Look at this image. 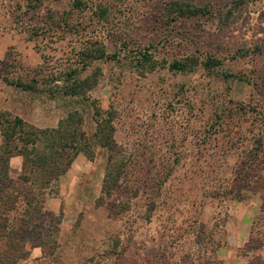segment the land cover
Segmentation results:
<instances>
[{"label":"rangeland","instance_id":"374dc122","mask_svg":"<svg viewBox=\"0 0 264 264\" xmlns=\"http://www.w3.org/2000/svg\"><path fill=\"white\" fill-rule=\"evenodd\" d=\"M79 2L42 0L26 21L54 29L31 32L0 0V108L49 129L76 111L94 153L40 198L75 189L61 220L41 219L54 254L34 259L29 238L21 264H264V0ZM185 58L194 71L171 69ZM75 79L82 95L55 86ZM33 80L27 92L7 82ZM102 127L113 150L99 147Z\"/></svg>","mask_w":264,"mask_h":264},{"label":"trees","instance_id":"16d2710c","mask_svg":"<svg viewBox=\"0 0 264 264\" xmlns=\"http://www.w3.org/2000/svg\"><path fill=\"white\" fill-rule=\"evenodd\" d=\"M12 1L15 2L14 12L18 18L15 24H20L21 28H27L31 32L44 30V26H49L44 24L41 27L39 23H35V19L26 21L29 15L39 16L42 0ZM74 4L73 6L82 5L79 0H75ZM188 8L193 14L201 12L198 8ZM173 11L187 14L184 6L177 2L173 3ZM106 13V10H101L102 15ZM49 19L50 22H55L52 15ZM52 26L60 28L59 24ZM48 28L54 29L50 26ZM82 54L88 62L106 58L102 49H86ZM218 65V61L210 59L205 67L213 69ZM84 66L86 67L85 64ZM197 66L196 59L185 58L174 61L170 67L176 71L192 72ZM7 82L27 92L36 90V83L40 81L33 80L29 84ZM86 83V79H75L73 83L63 82L62 85L55 86L63 91L65 97H75L83 94L82 87ZM0 131L3 137V142L0 143V264H21L27 261L30 251L26 247V241L29 238L34 247L42 249L44 255H53L57 247L56 240L45 236L41 223L47 218L52 222L56 218L61 220V217L45 212V201L42 202L40 198L70 169L79 154H84L90 160L94 157L90 141L83 130V117L76 111L71 112L56 128L41 129L29 125L19 117L12 118L8 113H2ZM99 133L102 135L99 147L113 150L115 142L111 127L107 133L106 128L102 127ZM17 156L23 159L22 170L19 177L13 179L10 176V161ZM110 175L111 173L105 180V187L108 184L115 185V178L110 181Z\"/></svg>","mask_w":264,"mask_h":264},{"label":"crops","instance_id":"0c3cea01","mask_svg":"<svg viewBox=\"0 0 264 264\" xmlns=\"http://www.w3.org/2000/svg\"><path fill=\"white\" fill-rule=\"evenodd\" d=\"M26 52H27L28 55L31 54L32 58H34V60H35V63H32L30 61V59L25 58L27 63L31 62L35 66L41 64V58L39 57V59H36V55L34 54V50L33 49H31V51L26 50ZM17 93L23 94L22 92H17ZM4 101H5V99H4ZM5 104L6 105H4L3 108L2 107L0 108V114L5 113L7 111L10 112V113L12 112L11 114H13L14 117H19V118L23 119L24 121H26V119L24 118L25 116L22 113V110L19 107H17L16 109L13 108L16 104L9 103V101H7V103L5 102ZM32 124H34L38 128L46 129V127L43 128V125H40L38 123L35 124V123L32 122ZM2 142H3V137H2V134H1V131H0V143H2ZM22 163H23V159L21 157L17 156V157H13L11 159V161H10V176L13 179H17L18 176L20 175L21 170H22ZM64 178L65 177H63V180H64ZM68 190H69V188H65V189L61 188L60 196L64 197L67 194ZM72 190L75 191V189L73 188V189L69 190V193L70 192L71 193L74 192ZM62 197L61 198L60 197L59 198H53V197L47 198L45 200V210H46V212H48L49 214L54 215L56 217L63 216L64 215V211H63V207L62 206L64 204H63ZM31 255L33 256L34 259L43 258V256H44L42 249L38 248V247L31 248Z\"/></svg>","mask_w":264,"mask_h":264}]
</instances>
